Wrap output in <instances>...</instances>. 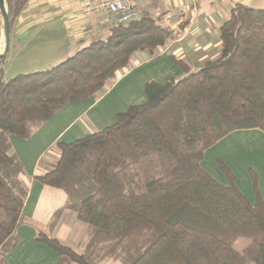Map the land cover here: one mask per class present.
Returning a JSON list of instances; mask_svg holds the SVG:
<instances>
[{"label": "trees", "instance_id": "1", "mask_svg": "<svg viewBox=\"0 0 264 264\" xmlns=\"http://www.w3.org/2000/svg\"><path fill=\"white\" fill-rule=\"evenodd\" d=\"M28 1L8 0L9 14ZM174 38L144 12L113 23L106 39L48 70L4 80L0 61V264L16 246L29 192L12 137L30 139L65 105L112 86L136 52L155 56ZM171 59L182 78L147 84L146 102L114 125L59 143L58 161L38 178L64 191L66 209L89 229L83 253L38 236L59 264H264L256 177L251 204L224 161L218 165L227 186L201 166L205 152L228 135L264 132V8L236 6L220 27L219 56L200 69Z\"/></svg>", "mask_w": 264, "mask_h": 264}, {"label": "crops", "instance_id": "2", "mask_svg": "<svg viewBox=\"0 0 264 264\" xmlns=\"http://www.w3.org/2000/svg\"><path fill=\"white\" fill-rule=\"evenodd\" d=\"M238 5L261 9L264 0H157L147 5L141 14H172L186 20L175 41L161 47L155 56L136 52L112 86L94 98L65 105L30 139L12 137L13 151L24 166L23 179L29 192L24 220L16 233V246L6 255L7 264H59L60 256L37 240L40 234L83 253L88 226L78 219L75 211L66 209L68 196L64 191L38 180L58 161L57 145L72 143L114 125L119 114L146 102L147 84H165L182 78L183 70L171 57L187 63L193 70L217 58L220 27ZM103 19L101 15L87 17L82 0H29L11 18L6 62L13 69H29L33 73L53 68L91 43L106 39L113 22L103 24ZM219 160L230 169L237 188L251 204L256 202V177L264 202V132H234L205 152L202 168L227 186L228 179L219 168Z\"/></svg>", "mask_w": 264, "mask_h": 264}, {"label": "built area", "instance_id": "3", "mask_svg": "<svg viewBox=\"0 0 264 264\" xmlns=\"http://www.w3.org/2000/svg\"><path fill=\"white\" fill-rule=\"evenodd\" d=\"M155 1L157 0H82L84 14L87 17L103 16V24L128 23L137 19L144 7ZM165 21L175 26L179 18L168 14Z\"/></svg>", "mask_w": 264, "mask_h": 264}, {"label": "rangeland", "instance_id": "4", "mask_svg": "<svg viewBox=\"0 0 264 264\" xmlns=\"http://www.w3.org/2000/svg\"><path fill=\"white\" fill-rule=\"evenodd\" d=\"M8 10H9V7H8ZM167 15L168 14H163V15H160V16H155L157 18L160 19V23L163 27L173 31L174 34H176V38L172 39L171 41H175L179 36H180V26L186 22V20H182L181 17H178L179 18V22H176L175 26H173V24L171 23H168L166 22V18H167ZM13 16V15H12ZM12 16L10 15V18H12ZM0 17H1V14H0ZM1 24H2V17H1ZM171 41H169L168 43H170ZM4 44H5V41H4V31H3V24H2V28H1V32H0V50H3L4 49ZM2 78L4 80H10V79H13L15 78L16 76H19V75H22V74H29V73H33L32 71H29V69H20V68H12L11 67V64L10 62H5L2 63ZM40 72V71H39ZM99 264H120L118 262H114V261H109V260H106V261H103V262H100Z\"/></svg>", "mask_w": 264, "mask_h": 264}, {"label": "water", "instance_id": "5", "mask_svg": "<svg viewBox=\"0 0 264 264\" xmlns=\"http://www.w3.org/2000/svg\"><path fill=\"white\" fill-rule=\"evenodd\" d=\"M0 14L2 17L3 31H4V49L0 53V61L4 63L10 49L11 43V18L8 10V0H0ZM3 69H1V72Z\"/></svg>", "mask_w": 264, "mask_h": 264}, {"label": "bare ground", "instance_id": "6", "mask_svg": "<svg viewBox=\"0 0 264 264\" xmlns=\"http://www.w3.org/2000/svg\"><path fill=\"white\" fill-rule=\"evenodd\" d=\"M3 50H0V53H2Z\"/></svg>", "mask_w": 264, "mask_h": 264}]
</instances>
